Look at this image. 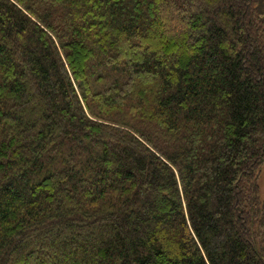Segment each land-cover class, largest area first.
<instances>
[{
    "label": "trees",
    "instance_id": "obj_1",
    "mask_svg": "<svg viewBox=\"0 0 264 264\" xmlns=\"http://www.w3.org/2000/svg\"><path fill=\"white\" fill-rule=\"evenodd\" d=\"M264 0H0V264H264Z\"/></svg>",
    "mask_w": 264,
    "mask_h": 264
},
{
    "label": "rangeland",
    "instance_id": "obj_2",
    "mask_svg": "<svg viewBox=\"0 0 264 264\" xmlns=\"http://www.w3.org/2000/svg\"><path fill=\"white\" fill-rule=\"evenodd\" d=\"M258 184L261 195H264V164L262 165L258 176Z\"/></svg>",
    "mask_w": 264,
    "mask_h": 264
}]
</instances>
